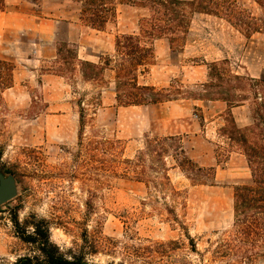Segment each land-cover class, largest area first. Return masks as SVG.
<instances>
[{
    "label": "rangeland",
    "instance_id": "374dc122",
    "mask_svg": "<svg viewBox=\"0 0 264 264\" xmlns=\"http://www.w3.org/2000/svg\"><path fill=\"white\" fill-rule=\"evenodd\" d=\"M237 1L260 13L250 0ZM73 2L81 14L83 1ZM127 2L107 0L115 9L107 34L82 46L64 24L53 29L43 19L0 18V63H6L0 64V82L12 79L11 87L0 85V172L17 184L16 197L0 205V264L28 253L15 220L24 226L33 216L50 224L51 240L63 252L83 255L91 264L249 263L237 250L244 240L234 227L233 205L235 189L248 182L250 170L222 129L231 118L240 127L251 125L253 106L248 101L229 109L212 99L247 95L252 101L249 84L259 87L249 80L264 79V35L247 40L224 19L185 7L191 25L182 48H171L165 38L152 40L154 65L141 79L165 102L124 107L112 85L83 82L77 62H63L56 54L65 43L77 46L78 60L97 62L113 54L115 38L136 33L148 15ZM13 6L0 11L42 16L37 7ZM31 25L39 32L26 31ZM222 62L244 76L247 86L233 82L220 88L213 80L207 87L209 67ZM164 137H176L198 166L214 167V185L194 182L171 157L165 161L177 196L137 181L136 173L161 179L151 168H160L157 162L146 157L136 164L147 140ZM254 264H264V256Z\"/></svg>",
    "mask_w": 264,
    "mask_h": 264
},
{
    "label": "trees",
    "instance_id": "16d2710c",
    "mask_svg": "<svg viewBox=\"0 0 264 264\" xmlns=\"http://www.w3.org/2000/svg\"><path fill=\"white\" fill-rule=\"evenodd\" d=\"M80 20L88 27L103 31L108 16H115L114 6L108 8L107 0H82ZM258 9L259 14L240 8L237 0H128L127 4L148 12L133 34L117 36L114 41L113 54L100 55L97 62L78 60L77 46L65 43L57 49L56 57L69 62L71 58L77 62L81 80L85 83L96 82L102 88L112 85L115 100L120 106H148L165 102L163 94L152 85L141 82L154 65L155 53L152 45L154 39H167L171 48H182L190 33L191 20L185 7L190 12L213 15L224 19L230 26L240 32L248 40L255 34L264 35V0H250ZM5 8V0H0V10ZM68 48L67 55L64 50ZM6 64L5 62L0 63ZM69 64V63H68ZM12 67L11 64H7ZM75 68V66H74ZM76 69V68H75ZM59 70L57 74L64 77ZM218 81L219 87L225 84L238 83L239 88L246 87L247 79L234 74L225 67V63L212 64L209 67V83ZM259 88L253 86L252 101L247 95L225 96L212 100L224 101L229 109L242 103L251 102L252 124L240 127L231 118L222 129L227 135L230 145H235L244 155L250 170V179L244 185L238 186L234 192L233 217L237 235L244 240L243 245L237 247L245 260L243 264H254L258 257L264 256V79L255 81ZM12 79L0 82L2 88L11 87ZM232 88H236L232 86ZM229 88L228 90H230ZM257 89V90H256ZM80 102V101H79ZM78 102V103H79ZM80 123H84L81 110ZM172 149V152L170 150ZM148 157L157 166L151 168L160 172V180L145 178L142 173H136V180L168 191L170 196L178 193L171 188V181L165 159L171 157L175 165L189 178L198 184L214 185L215 168H202L188 157L183 146L176 137H164L155 142L147 140L145 151L137 159V164H143ZM158 170V171H157ZM15 227L19 238L28 246V253L17 258L13 264H91L85 256L63 252L51 240L50 224L44 220L27 221L24 226L15 220ZM71 257V259H68ZM112 264V263H111Z\"/></svg>",
    "mask_w": 264,
    "mask_h": 264
},
{
    "label": "crops",
    "instance_id": "0c3cea01",
    "mask_svg": "<svg viewBox=\"0 0 264 264\" xmlns=\"http://www.w3.org/2000/svg\"><path fill=\"white\" fill-rule=\"evenodd\" d=\"M5 4L7 6L14 5L13 7L18 6H29V7H37L40 9L42 16H32V15H24L19 16L17 14L8 15L0 11V18L3 17L4 20L9 19L11 16L13 17H20L24 21L34 22L33 19H43L49 25H51L54 29H57L59 25L64 24L67 26L68 32L72 36L75 34L73 41L77 43L79 46H82L92 37L95 39H101L102 35L107 34L106 28L103 31H97L90 27H84L80 20V5L77 2H73V0H39L36 4L32 0H5ZM65 7L64 8V5ZM72 5L67 8V5ZM75 4V6L73 5ZM121 8H117V12L119 13L120 9L122 11L123 5L120 6ZM28 32H39V29L33 28L31 25L29 28L26 29ZM111 44V43H109ZM114 48V46H113ZM166 104L160 105L161 107ZM157 106V105H156ZM234 111V110H233Z\"/></svg>",
    "mask_w": 264,
    "mask_h": 264
},
{
    "label": "water",
    "instance_id": "95a60500",
    "mask_svg": "<svg viewBox=\"0 0 264 264\" xmlns=\"http://www.w3.org/2000/svg\"><path fill=\"white\" fill-rule=\"evenodd\" d=\"M17 195V184L13 176L0 172V205L14 199Z\"/></svg>",
    "mask_w": 264,
    "mask_h": 264
},
{
    "label": "clouds",
    "instance_id": "9594fccd",
    "mask_svg": "<svg viewBox=\"0 0 264 264\" xmlns=\"http://www.w3.org/2000/svg\"><path fill=\"white\" fill-rule=\"evenodd\" d=\"M22 219H23V213H21V222H22ZM68 259H71V257H68Z\"/></svg>",
    "mask_w": 264,
    "mask_h": 264
}]
</instances>
